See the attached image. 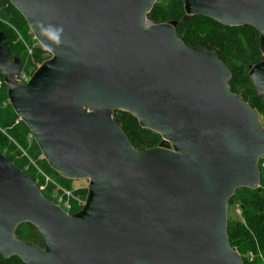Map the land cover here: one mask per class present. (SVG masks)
I'll list each match as a JSON object with an SVG mask.
<instances>
[{
  "label": "water",
  "instance_id": "1",
  "mask_svg": "<svg viewBox=\"0 0 264 264\" xmlns=\"http://www.w3.org/2000/svg\"><path fill=\"white\" fill-rule=\"evenodd\" d=\"M49 58L20 79L0 31L7 101L59 176L87 181L69 214L0 154V256L21 264H243L227 236L238 188L259 190L264 127L228 85L213 51L186 45L179 21L148 16L157 0H9ZM205 16L253 27L262 59L248 78L264 105V0H183ZM62 25L44 45L35 26ZM124 111L160 135L135 149L113 119ZM32 225L42 245L20 240Z\"/></svg>",
  "mask_w": 264,
  "mask_h": 264
},
{
  "label": "trees",
  "instance_id": "2",
  "mask_svg": "<svg viewBox=\"0 0 264 264\" xmlns=\"http://www.w3.org/2000/svg\"><path fill=\"white\" fill-rule=\"evenodd\" d=\"M148 16L156 22L179 21L176 33L186 45L216 53L231 73L228 82L230 90L241 96L259 118L264 117V105L247 75L248 67L262 59L256 29L248 25L224 26L205 16H194L181 21L184 16L183 0H157ZM0 31L6 35L10 56L17 57L22 62L21 71L32 74L38 65L49 58L34 36L27 34L29 27L26 21L9 0H0ZM24 42L31 47L36 44L31 56L28 55ZM113 119L137 150L155 147L161 141L159 134L141 128L137 119L127 112H114ZM7 145H10L12 154H3L2 150ZM0 154L20 168L42 188V194L54 203L57 200L52 195L55 192L61 195L64 191L85 200L86 188L73 186L72 180L59 176L41 158V152L28 127L18 119L7 101L6 85L1 75ZM14 157L20 159L14 160ZM259 169V190L238 188L228 203L234 212L232 217L228 215L227 208L229 244L240 254L243 264H264V168L260 166V161ZM64 199H67L66 196ZM69 203L70 214L81 208L76 206L73 199H69ZM236 208H239L240 214L235 213ZM16 236L23 241L42 245L36 229L28 223L21 224L16 229ZM0 264L21 263L16 257L4 259L0 256Z\"/></svg>",
  "mask_w": 264,
  "mask_h": 264
},
{
  "label": "built area",
  "instance_id": "3",
  "mask_svg": "<svg viewBox=\"0 0 264 264\" xmlns=\"http://www.w3.org/2000/svg\"><path fill=\"white\" fill-rule=\"evenodd\" d=\"M20 38V37H19ZM21 39V38H20ZM35 39V38H34ZM36 40V39H35ZM37 44H39L38 42H37ZM24 45H25V47H26V50H27V52H28V55L29 56H31L32 55V48L34 47V46H36V44L33 46V47H31V46H29V45H26L25 44V42H24ZM40 45V44H39ZM39 66V65H38ZM20 81L22 82V83H26L28 80H29V78H30V76H31V74H28L27 72H25V71H21L20 70ZM260 162H261V166L264 168V156L259 160ZM87 186V185H86ZM86 186L85 185H81L80 187H78V188H80V189H82V188H86ZM64 194H58L57 192H55L54 193V195H52L53 196V198L54 199H56L57 201H56V204L58 205V206H60L62 209H63V211H65V212H67V213H69V211H70V209H71V204L69 203V199H73L74 201H75V203H76V206L77 207H82V205H83V203H84V200H82L80 197H75V196H72V194L70 193V192H66V191H64L63 192ZM64 196H66V198L67 199H64ZM235 213L236 214H240V210H239V208H236L235 209ZM70 214V213H69Z\"/></svg>",
  "mask_w": 264,
  "mask_h": 264
},
{
  "label": "clouds",
  "instance_id": "4",
  "mask_svg": "<svg viewBox=\"0 0 264 264\" xmlns=\"http://www.w3.org/2000/svg\"><path fill=\"white\" fill-rule=\"evenodd\" d=\"M35 28L42 42H48L44 46L48 47L49 50H52V46H60L63 44L64 28L62 25L58 26L50 23H39L35 26Z\"/></svg>",
  "mask_w": 264,
  "mask_h": 264
},
{
  "label": "rangeland",
  "instance_id": "5",
  "mask_svg": "<svg viewBox=\"0 0 264 264\" xmlns=\"http://www.w3.org/2000/svg\"><path fill=\"white\" fill-rule=\"evenodd\" d=\"M27 34L28 35H30V34H32L31 33V31L29 30L28 32H27ZM33 35V34H32ZM47 54V53H46ZM260 121H261V124H262V126L264 127V117L263 116H261L260 117ZM2 152H3V154H12V150H11V148H10V145H7V146H5L4 147V149L2 150ZM41 158H42V155H41ZM20 158L19 157H14V160H19ZM260 166H261V162H260ZM73 181V180H72ZM73 186H75V187H80L81 185H87V181H85V180H74L73 181ZM41 190H42V188H40ZM233 214H234V212L232 211V208L230 207L229 208V206H228V215L230 216V217H232L233 216ZM227 220H228V216H227Z\"/></svg>",
  "mask_w": 264,
  "mask_h": 264
},
{
  "label": "flooded vegetation",
  "instance_id": "6",
  "mask_svg": "<svg viewBox=\"0 0 264 264\" xmlns=\"http://www.w3.org/2000/svg\"><path fill=\"white\" fill-rule=\"evenodd\" d=\"M23 224H24V223H23ZM20 225H21V224H20ZM20 225H19V226H20ZM19 226H18V227H19ZM18 227H17V228H18ZM17 228H16V229H17ZM15 233H16V232H15ZM16 237H17V236H16ZM17 238H18V237H17ZM18 239H20V238H18ZM20 240H21V239H20ZM12 257H16V256H12ZM12 257H10V258H12ZM16 258H17V257H16ZM17 259H18V258H17ZM18 260H19V259H18Z\"/></svg>",
  "mask_w": 264,
  "mask_h": 264
},
{
  "label": "bare ground",
  "instance_id": "7",
  "mask_svg": "<svg viewBox=\"0 0 264 264\" xmlns=\"http://www.w3.org/2000/svg\"><path fill=\"white\" fill-rule=\"evenodd\" d=\"M241 212V211H240Z\"/></svg>",
  "mask_w": 264,
  "mask_h": 264
}]
</instances>
